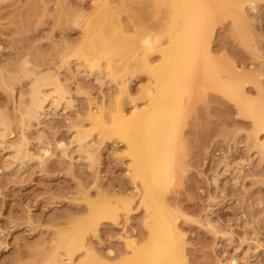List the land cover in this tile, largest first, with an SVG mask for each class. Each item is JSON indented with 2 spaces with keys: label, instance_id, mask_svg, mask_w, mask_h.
Wrapping results in <instances>:
<instances>
[{
  "label": "rangeland",
  "instance_id": "374dc122",
  "mask_svg": "<svg viewBox=\"0 0 264 264\" xmlns=\"http://www.w3.org/2000/svg\"><path fill=\"white\" fill-rule=\"evenodd\" d=\"M257 5L254 11L247 8L252 27L243 37L234 34L231 18L219 17L211 49L222 62L232 60L239 69L263 74L264 90V0ZM99 6L97 0H0V109L10 122L8 140L26 138L24 149L30 153L22 162L9 158L6 163L7 154L0 152V264H45L57 231L85 213L87 197L112 200L114 192L123 198L135 192L125 144L117 137L104 138L89 121L91 101L101 104L124 84L102 87L94 77H84V66L67 64ZM108 8L114 26L128 37L157 32L164 15L159 0H109ZM150 62L157 65L159 56H150ZM123 66L131 70L120 73L128 83L122 100L129 112L149 79L133 58ZM48 71L59 74L73 109L50 110L40 124L32 120L24 129L19 103L33 79L28 73ZM247 89L253 100H264L256 85ZM192 101L179 135L184 171L166 193L186 234L189 262L264 264V158L256 147L264 133L255 135L252 121L239 115L235 103L200 79ZM73 131L88 133L89 144L80 148L72 143ZM47 143L49 157L41 163ZM61 145L69 148L67 157ZM82 149L95 155L93 167L81 163ZM132 208L129 215L120 213L119 224L103 220L97 236L90 235L98 255L110 257L113 251L117 256L128 250L122 239L126 234H142L144 212L137 199Z\"/></svg>",
  "mask_w": 264,
  "mask_h": 264
},
{
  "label": "bare ground",
  "instance_id": "6f19581e",
  "mask_svg": "<svg viewBox=\"0 0 264 264\" xmlns=\"http://www.w3.org/2000/svg\"><path fill=\"white\" fill-rule=\"evenodd\" d=\"M97 1L99 13L87 19L85 40L67 64L84 66L87 68L84 77H94L102 87L124 84L117 87L112 98L104 96L101 104L91 101L94 111L90 112L89 121L104 138L117 137L125 144L135 192L128 198L114 192L112 200L101 195L95 199L87 197L85 213L57 231L54 249L45 264H190L178 211L166 197L168 188L184 171L180 127L200 79L201 85L219 91L235 103L239 115L252 121L255 135L264 133V100H253L249 93L252 90L247 89L253 84L259 92L264 91L260 80L263 74H257L255 69H239L232 60L222 62L211 49L218 18H231L234 34L243 37L252 27L247 8L256 10L258 0H159L164 15L157 24V32L147 35L137 32L131 37L114 26L109 0ZM152 55L159 56L155 66L150 62ZM128 58L137 60L149 79L140 89L139 98L132 99L129 112L122 100L128 93V83L120 77L121 70L131 71L122 67ZM28 75L33 79L19 103L24 129L30 127L32 120L40 124L50 110L59 113L73 109L69 91L59 74L48 71ZM141 101L143 104H139ZM11 134L8 117L0 109V152L7 154L6 163L9 158L22 162L30 154L24 149L26 138L15 143L8 140ZM72 134L76 146L89 144L85 140L88 133ZM256 147L264 158V141L256 142ZM60 148L67 157L69 148L65 145ZM42 153L40 161L44 163L49 157L48 143L43 144ZM79 157L89 167L96 163L95 155L88 150L82 149ZM224 168L222 165L216 172V182ZM135 199L144 212L142 234L136 238L126 234L122 239L128 250L117 256H112L113 251L109 252L110 257L98 255L90 235L97 236L103 220L119 224L120 213L129 215ZM208 223L213 227L211 221Z\"/></svg>",
  "mask_w": 264,
  "mask_h": 264
}]
</instances>
